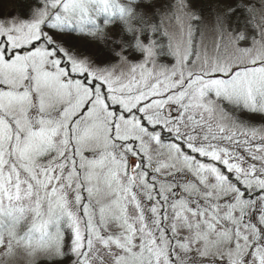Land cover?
Masks as SVG:
<instances>
[{
    "label": "snow or ice",
    "instance_id": "1",
    "mask_svg": "<svg viewBox=\"0 0 264 264\" xmlns=\"http://www.w3.org/2000/svg\"><path fill=\"white\" fill-rule=\"evenodd\" d=\"M112 4L43 0L0 20V202L46 207L62 255L66 218L72 264H264V0H212L232 54L193 70L189 23L170 68L136 38L145 60L119 74L99 66L106 48L77 55L48 30L132 14Z\"/></svg>",
    "mask_w": 264,
    "mask_h": 264
},
{
    "label": "rangeland",
    "instance_id": "2",
    "mask_svg": "<svg viewBox=\"0 0 264 264\" xmlns=\"http://www.w3.org/2000/svg\"><path fill=\"white\" fill-rule=\"evenodd\" d=\"M124 1L125 0H120V4L125 5L123 4ZM3 2L4 5L0 6V8H3V11H1L2 14H0V20H11L13 18H17L22 21H29L33 18L34 11L43 7V0L42 2L40 0V3L42 4L38 5L37 8L30 11L28 14H25L19 11V6L15 7V3L12 2V0H3ZM180 2L181 0H150V5L148 4V7H142L140 13L136 14V16H129L128 18L132 21L133 24L137 25L133 30L136 32L138 39H140L145 44H148L151 41H155L154 51L156 55L153 57V60L158 67L160 65H163L170 68L173 64H175V57L172 55V48H170L169 45L171 44L174 48L176 43L181 41L182 38L186 39L187 27L189 23L191 24L193 30V50L194 52H199L201 54V60H196L195 56L191 58L193 63L190 66L193 68V70L200 69L201 61L203 60L205 55L209 59H212L215 58L218 54L221 56H227L233 53V49L227 45L226 41L222 42L220 39L219 29L215 22V15L211 10L212 0H189L190 8L200 18L198 21H189L187 17L183 15V11L178 8ZM100 15H104V17L106 18L105 27L103 28L105 29V31L103 35L100 34L101 30L98 31L97 27ZM100 15L96 17L95 22H88L83 26L76 22H73L71 24H65L61 27H49L48 30L55 36H57L61 43L63 41L59 36L60 33L58 31H55L54 29L57 30L63 27H67L68 29H72L74 32L81 34L79 39L83 41L87 40L86 37H93V42H105L106 40H113L116 46L115 60L108 64L101 63L99 64V66H110L114 69L116 74H119L122 71L127 73L132 64H139L144 62L145 55L142 50L134 46L133 51H129L125 49L123 44L119 43L120 37H117V34H120L118 33L120 27L117 30L113 28V30L110 31L112 26L109 25L110 23H108L109 20L107 18H111V15L113 14L101 13ZM142 20L149 22L147 28L143 29V31L145 30L144 32L142 31ZM112 25L115 26V24ZM153 26H155V28L157 29L156 31H153ZM241 26L242 25L239 22L236 23L237 28ZM165 33H168V35L166 36ZM217 45L220 46L219 52L217 50ZM64 46L68 47L65 44ZM250 46L251 41H248L247 43L242 42L240 44V47ZM121 49H123L124 54L129 59L127 64H121L119 62L120 57L118 53H120ZM70 50L77 55H89L85 52V50H81L79 47H74L73 49L70 48ZM125 51L127 52L125 53ZM151 66L152 64L149 63L148 67ZM241 116L242 118H247L243 113H241ZM255 122L257 123V125L260 123L259 117L256 118ZM59 226L64 233V238L66 241L63 249L64 255L63 258L53 259L51 261H55V263L53 264H72L75 257L69 250V246L67 244V241L72 235L71 228L67 223L66 218L60 221ZM55 227L56 225H53V228ZM6 244L7 240H5V245H0V264H27V257H25L22 253L14 257L5 256L4 253L7 251ZM41 261L48 260L42 259L39 262Z\"/></svg>",
    "mask_w": 264,
    "mask_h": 264
},
{
    "label": "clouds",
    "instance_id": "3",
    "mask_svg": "<svg viewBox=\"0 0 264 264\" xmlns=\"http://www.w3.org/2000/svg\"><path fill=\"white\" fill-rule=\"evenodd\" d=\"M144 2L150 3V0ZM109 3L112 4V0H109ZM112 6L113 8L129 7L120 4V0H115ZM122 23L129 30L137 26L127 16L122 18ZM104 31L105 29H101L100 34L103 35ZM34 207L35 202L31 199L20 201L4 199L0 202V240L12 241L11 249L4 255L14 257L22 253L27 257V264H39L42 259L51 261L63 258L59 249L57 230L56 227L53 228V225H56L55 216H49L46 207L42 208L41 215L37 216L33 211ZM56 211L58 214L59 210ZM29 232H31L30 239L26 236Z\"/></svg>",
    "mask_w": 264,
    "mask_h": 264
},
{
    "label": "trees",
    "instance_id": "4",
    "mask_svg": "<svg viewBox=\"0 0 264 264\" xmlns=\"http://www.w3.org/2000/svg\"><path fill=\"white\" fill-rule=\"evenodd\" d=\"M19 1L18 0H12V2L15 3V7L19 6V8H18L19 11H21L25 14H28L33 9L37 8L38 5L42 4V3H40V0H21L20 2ZM41 2H42V0H41ZM123 4L128 5L132 8L133 13L130 16H136V14L141 12L142 7H144V6L148 7L150 5L149 3H145L144 0H139V2H135V0H125ZM2 5H4V2H3V0H0V6H2ZM13 6H14V4H13ZM1 11H3V8H0V14H2ZM111 16H112L111 18H107L109 20L108 23H110L109 25L112 26V28L110 27L111 28L110 31H112L113 28H115L117 30L120 27L119 32H118L120 34H117V32H116L117 37H120L119 43L123 44L125 49H127L129 51L130 50L133 51L136 38H138L136 32L133 30H129V29L126 30L125 26L121 22L122 19H121L119 13H115ZM127 18H129V16H127ZM105 19L106 18L104 17V15H100L99 21L97 23L98 31H100L101 29H103L105 27V23H106ZM112 24H115V26ZM54 30L58 31L60 33L59 36L62 38V41H63L62 43L67 45L68 47H70L72 49L74 47H79L81 50H85V52L89 54L91 51L95 50L96 48H106L109 52V59H107L103 63L108 64V63H111L115 60L116 46H115L113 40H110V41L106 40L105 42H93L92 41L93 37H86L87 40L83 41V40L79 39L81 34L74 32L72 29H68L67 27H63V28L57 29V30L54 29ZM126 52L127 51H125V53ZM53 263H55V261L54 262L53 261H51V262H48V261L39 262V264H53Z\"/></svg>",
    "mask_w": 264,
    "mask_h": 264
}]
</instances>
